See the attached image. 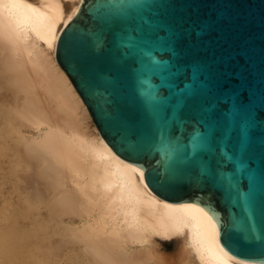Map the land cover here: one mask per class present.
<instances>
[{
    "label": "water",
    "instance_id": "95a60500",
    "mask_svg": "<svg viewBox=\"0 0 264 264\" xmlns=\"http://www.w3.org/2000/svg\"><path fill=\"white\" fill-rule=\"evenodd\" d=\"M56 56L156 195L264 263V0H83Z\"/></svg>",
    "mask_w": 264,
    "mask_h": 264
},
{
    "label": "bare ground",
    "instance_id": "6f19581e",
    "mask_svg": "<svg viewBox=\"0 0 264 264\" xmlns=\"http://www.w3.org/2000/svg\"><path fill=\"white\" fill-rule=\"evenodd\" d=\"M82 3L0 0V126L11 157L4 232L27 233L24 257L47 255L48 264H165L157 240L181 237L186 264H264L227 251L205 206L159 197L95 123L90 130L56 56Z\"/></svg>",
    "mask_w": 264,
    "mask_h": 264
},
{
    "label": "rangeland",
    "instance_id": "374dc122",
    "mask_svg": "<svg viewBox=\"0 0 264 264\" xmlns=\"http://www.w3.org/2000/svg\"><path fill=\"white\" fill-rule=\"evenodd\" d=\"M47 50H48V48H47ZM50 50L51 49H49V51ZM86 124L89 126L90 130H92V128L94 126V122L92 120H89V121H86ZM0 128H1V126H0ZM1 129H0V136L2 137L3 134H5V130L3 128H1ZM3 138L4 137L0 138V207H2V208H0V243H4L7 241L9 247L3 248L4 250L0 252V254H1L0 255V264H13V263L14 264H23V260L26 261V263L24 262V264H38V263L48 264L50 262H49V260H47L49 258V256H47V255H46L47 259L44 262L43 261L38 262V261H36V259L32 260V261L31 260L27 261V258L24 257V255L22 254V250L24 249L23 248L24 244L22 243V241H23L22 239L24 237V234H27V233L4 232V227L6 226V223L3 222L4 218L6 217V212H5L6 211L5 208H7L6 198L8 196V191L10 188V178H9V175H10V168L9 167L10 166L8 165V162H9L8 158L10 159L11 157L8 156V154H9L8 147L7 148L4 147L7 145H6L5 141H2ZM17 183H18V180H17V182L15 181V185ZM2 205L4 206L5 210H3ZM1 211L3 212V214ZM2 217H3V220H2ZM2 223H5V225H3ZM37 234H34V233L28 234V236L32 238V239L28 238L30 240L29 243H31L35 240L34 236H36ZM21 235H23V236H21ZM19 236H21V240H20ZM48 240H49V238H48ZM157 242H158V247L160 248L159 250H160L161 254H163L167 257L165 259V264H183L185 262L182 259V258H184L183 257L184 251L182 250V246L185 242V240L182 237L181 238H172V239H159V240H157ZM46 243H47V241H45L42 245L45 246ZM14 249L17 251H14ZM5 251H7V252H5ZM4 252H5V256L3 254ZM18 252H20V253H18ZM7 253L9 255H6ZM40 253L42 254V252H40ZM6 256H8L9 258ZM193 260H194V258H193ZM36 262H38V263H36ZM184 264H186V263H184Z\"/></svg>",
    "mask_w": 264,
    "mask_h": 264
}]
</instances>
